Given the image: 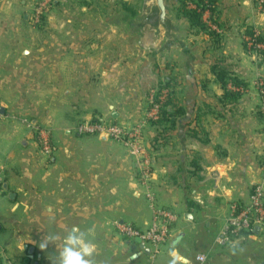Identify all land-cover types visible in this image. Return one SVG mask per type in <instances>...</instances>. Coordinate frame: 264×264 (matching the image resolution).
<instances>
[{
  "label": "crops",
  "instance_id": "1",
  "mask_svg": "<svg viewBox=\"0 0 264 264\" xmlns=\"http://www.w3.org/2000/svg\"><path fill=\"white\" fill-rule=\"evenodd\" d=\"M37 1L0 3V264H53L72 228L94 245L91 264H172L177 256L176 264H199L198 254L207 256L203 264H263V230L225 247L214 241L229 206L246 204L262 180L264 112L253 83L264 80V63L245 53L241 34L256 29L264 37V11L252 0H216V23L209 11L202 14L206 31L182 18L195 57L186 68L175 54L139 59L142 38L89 36L100 22L63 15L76 0L53 4L35 24ZM87 1H79L82 14ZM215 65L246 83L236 102L222 101ZM161 84L172 87L170 115L182 110L183 116L159 127L148 111L150 90ZM96 119L125 128L143 124L151 166L146 184L129 148L75 132ZM32 127L48 133L50 158L40 153ZM161 208L177 221L153 257L147 243L149 253L117 224L145 232L153 209ZM46 235L56 240L40 249Z\"/></svg>",
  "mask_w": 264,
  "mask_h": 264
},
{
  "label": "built area",
  "instance_id": "2",
  "mask_svg": "<svg viewBox=\"0 0 264 264\" xmlns=\"http://www.w3.org/2000/svg\"><path fill=\"white\" fill-rule=\"evenodd\" d=\"M4 0H0L2 3ZM205 4L206 0H202ZM59 0H39L32 6L31 19L32 22L38 24L42 20L45 12ZM258 8H264V0H254ZM208 6V5H207ZM189 8H195L190 4ZM209 10L205 9V12ZM208 22V21H207ZM209 23V22H208ZM209 27H213L209 25ZM251 35L242 32L241 39L245 53L251 58L255 64L264 63V43L259 41L262 37L258 30L250 29ZM256 96L260 102V109L264 112V80L258 77L254 83ZM229 89L240 93H245L246 89L228 86ZM158 90L150 96L148 119L156 120L159 113V104L155 99L158 97ZM167 91H161L160 101H163ZM39 143L40 153L46 158H50L53 147L49 139L48 133L37 127L31 128ZM75 132L82 136H98L109 140L119 142L130 149V152L137 156L142 162L138 178L143 184L148 181V175L151 169L150 160L146 150L142 145L143 124L134 126L133 128H125L123 125L108 122L102 119L89 120L78 124ZM263 175L261 182L255 184L250 192L248 202L246 204H231L229 206V214L225 220V224L220 230L214 241V245L225 247L240 240L246 235H252L256 229L264 231V164L262 166ZM2 178L0 177V195L3 193ZM151 201V197L146 195ZM177 221V216L167 209H153L150 227L145 232H140L127 224H117L119 233L127 238H139L142 242L147 243L152 248V256L154 257L160 251V248L169 240L171 236L172 226ZM207 259L205 254H198L196 261L203 264Z\"/></svg>",
  "mask_w": 264,
  "mask_h": 264
},
{
  "label": "water",
  "instance_id": "3",
  "mask_svg": "<svg viewBox=\"0 0 264 264\" xmlns=\"http://www.w3.org/2000/svg\"><path fill=\"white\" fill-rule=\"evenodd\" d=\"M106 24L122 28L129 42H137L145 31L151 32L154 38L159 37L160 45L151 52V60L158 55L175 54L183 59L186 68H190L195 60L194 51L186 40L187 34L177 23L173 8L167 0H139L137 12L119 10L107 19ZM134 242L149 253L139 238H135Z\"/></svg>",
  "mask_w": 264,
  "mask_h": 264
},
{
  "label": "rangeland",
  "instance_id": "4",
  "mask_svg": "<svg viewBox=\"0 0 264 264\" xmlns=\"http://www.w3.org/2000/svg\"><path fill=\"white\" fill-rule=\"evenodd\" d=\"M60 1H62V0H59V2ZM79 1L80 0L71 1V3L69 4L71 6V8L69 9V14L65 13L63 15H68V18L71 21H87V22H91V24L93 22H98V23L100 22V25L98 26L97 29L94 30L92 27L90 28V32L88 34L89 36H93L94 31H96L98 33L104 32V33H102L103 34L102 36H106V37H113V36L118 35V33H119L120 35L122 34V36L125 38V33H124V30L122 28L109 26L106 24V21L114 13L121 10L125 4L126 5L128 3L131 4V5H129L131 7L130 8L131 13L137 12L138 5H139V0H88L87 3L90 4L89 5L90 7L88 6L89 8H87L86 11L83 12L84 14H82L80 11V7H79V4H80ZM225 1H227V3H229V0H225ZM252 1H253L254 7L256 8L257 11H264V8L263 9L258 8L255 5L254 0H252ZM167 2L173 8V12L176 15L177 23L179 25L183 24L182 17H180L178 15V12H177L178 7L180 6V0H167ZM189 5L190 4H188V6ZM44 20H45V14L42 16L41 21H44ZM77 31L81 32V31H83V29H78V28L73 29L74 33H76ZM84 32H85V30H84ZM141 38H142V41L137 47V53L139 56H141V57H139V59L141 58V60H145L144 62H147L148 59L150 58L149 57L150 52H151L150 49L153 48L155 50L156 48H158V46L160 45L161 39L159 37L154 38L152 33L149 31H145L142 34ZM141 38L139 40H141ZM150 44H152V45H150ZM158 57L161 58V55H158ZM163 86H164V84L159 85V87H157V88H155L156 87L155 86L150 91L154 90L153 93H155V91H157L159 88H161ZM153 93H151V95Z\"/></svg>",
  "mask_w": 264,
  "mask_h": 264
},
{
  "label": "trees",
  "instance_id": "5",
  "mask_svg": "<svg viewBox=\"0 0 264 264\" xmlns=\"http://www.w3.org/2000/svg\"><path fill=\"white\" fill-rule=\"evenodd\" d=\"M206 1L207 3L205 4L202 0H180V6L177 9L178 15L186 19L191 28H196L200 31H206L207 27L205 23L202 21V14L205 11V9L209 10L210 20L213 23H216V19L213 15L216 0H206ZM188 4L194 5L195 8L194 9L189 8ZM122 10L128 11V8L124 6ZM212 33L213 32H210L209 34ZM246 34L251 35L250 29L249 30L247 29ZM259 41L264 43V37H260ZM212 70L216 76V80L219 82L221 89L223 91L222 101L233 103L239 100L242 97L243 93L233 91L229 89L228 86L246 89L247 88L246 83L238 80L236 77H232L231 73L229 72L227 73L226 69L224 70L219 67L217 68L216 65L212 67ZM163 89L167 91V94L164 100L160 101L159 97L161 96V91ZM157 94L158 97L155 99V101L156 103L159 104V113H158V118L156 120H151L150 123L152 125H156L159 127L164 126L168 122V119L171 118V116H175V117L183 116L182 110H178L177 112H174L173 115L172 114L170 115L169 106L170 103L172 102L171 101L172 87L169 84H166L163 87L159 88ZM172 122L173 120L170 123Z\"/></svg>",
  "mask_w": 264,
  "mask_h": 264
},
{
  "label": "clouds",
  "instance_id": "6",
  "mask_svg": "<svg viewBox=\"0 0 264 264\" xmlns=\"http://www.w3.org/2000/svg\"><path fill=\"white\" fill-rule=\"evenodd\" d=\"M55 240V236L46 235L39 243V248L45 249ZM94 251V245L86 239L85 233L78 228H72L63 236L58 256L53 264H91L89 258ZM179 259L181 257H175L172 264H176V260Z\"/></svg>",
  "mask_w": 264,
  "mask_h": 264
}]
</instances>
